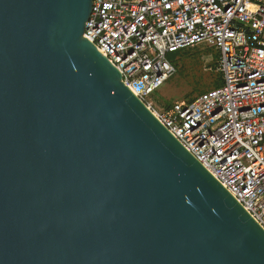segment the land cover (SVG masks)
<instances>
[{
  "label": "water",
  "instance_id": "1",
  "mask_svg": "<svg viewBox=\"0 0 264 264\" xmlns=\"http://www.w3.org/2000/svg\"><path fill=\"white\" fill-rule=\"evenodd\" d=\"M94 0H0V264H264V231L83 35Z\"/></svg>",
  "mask_w": 264,
  "mask_h": 264
},
{
  "label": "built area",
  "instance_id": "2",
  "mask_svg": "<svg viewBox=\"0 0 264 264\" xmlns=\"http://www.w3.org/2000/svg\"><path fill=\"white\" fill-rule=\"evenodd\" d=\"M83 37L264 231V0H94ZM200 46L222 85L155 113L170 55Z\"/></svg>",
  "mask_w": 264,
  "mask_h": 264
},
{
  "label": "rangeland",
  "instance_id": "3",
  "mask_svg": "<svg viewBox=\"0 0 264 264\" xmlns=\"http://www.w3.org/2000/svg\"><path fill=\"white\" fill-rule=\"evenodd\" d=\"M176 64L174 76L148 98L155 113L165 112L175 102L193 101L214 89L215 83L222 79L217 69L218 52L205 46L191 50Z\"/></svg>",
  "mask_w": 264,
  "mask_h": 264
},
{
  "label": "trees",
  "instance_id": "4",
  "mask_svg": "<svg viewBox=\"0 0 264 264\" xmlns=\"http://www.w3.org/2000/svg\"><path fill=\"white\" fill-rule=\"evenodd\" d=\"M195 49H198V48H195ZM191 50H194V49H191ZM191 50H185V51H181V52H176V53L170 55L169 60H170L171 64L174 66V68L177 67L176 62L181 61L183 56L185 54H187L188 52H190ZM213 68H215V66H213ZM221 85H222V79H219L218 82L215 83V87L214 88H218ZM169 108H170V106L167 107L166 110H168Z\"/></svg>",
  "mask_w": 264,
  "mask_h": 264
}]
</instances>
